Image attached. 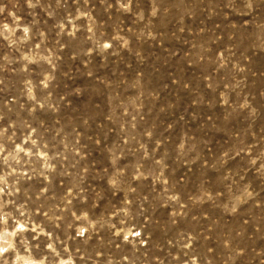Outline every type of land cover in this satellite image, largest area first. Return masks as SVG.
<instances>
[{
	"label": "rangeland",
	"instance_id": "1",
	"mask_svg": "<svg viewBox=\"0 0 264 264\" xmlns=\"http://www.w3.org/2000/svg\"><path fill=\"white\" fill-rule=\"evenodd\" d=\"M128 2L3 0L25 21L18 33L35 19L40 35L20 51L0 36V201L13 200L6 178L21 202L44 189L83 233L69 251L87 237L133 264H264V171L249 166L264 144V50L201 0ZM5 139L48 146L41 169L70 151L54 175L31 176L5 164Z\"/></svg>",
	"mask_w": 264,
	"mask_h": 264
},
{
	"label": "clouds",
	"instance_id": "2",
	"mask_svg": "<svg viewBox=\"0 0 264 264\" xmlns=\"http://www.w3.org/2000/svg\"><path fill=\"white\" fill-rule=\"evenodd\" d=\"M25 4L28 9H33L38 6L39 0L36 4H33L32 0H25ZM120 7L130 11L131 0L126 4L122 3ZM197 7L207 16L217 17L224 21L230 28L231 38L238 43H246L248 48L264 50V0H201ZM15 8L16 5L13 4L12 9ZM152 15H158L155 7ZM138 18L143 19V16ZM232 21L235 23H231ZM24 23L25 21L16 11L9 9L8 5L0 0V36L6 42L5 47L11 45L16 51H20L21 48H26L33 38L39 37L40 34L34 29L35 19L23 28L22 34L18 33L17 29ZM257 144L259 146H252L249 166L264 171V151L260 150L264 144H261L260 141ZM24 147L29 148L30 151L24 152L23 148L17 151L5 139L3 151L8 153L5 164H9L14 169L27 165L31 176L43 175L44 172H47L49 176L54 175L53 168L49 165H62L66 153L70 151L66 149L65 152H56L52 156H46L44 158L45 167L41 169L37 148L48 152V146L28 144ZM252 156L255 159H252ZM73 159H78V157L73 156ZM115 163L114 157L113 164ZM6 177L19 178L13 176L12 173H6ZM45 178L47 179V177ZM9 182V179L6 178L4 190L6 195L13 196V200L0 201V212L3 213L0 215V264H73V261L75 264H89V261H92V264H97L96 257H101L98 264H125L126 260L127 264H133V261L127 257L112 260L104 258L102 248L89 251L83 247L84 244H87V237L78 242L81 244L80 248L69 251L67 247L69 242L75 241L76 236H82L83 233L77 231L75 236L69 234L68 228L73 227L74 224H66L63 221L64 213L57 216V209L53 205L45 203L50 197L45 194L44 189L30 195L25 193L24 202H21L15 199L16 184L12 183L11 188L8 189ZM112 183L114 184L115 180ZM44 187L47 188L48 185ZM76 195L80 196L81 194L77 191ZM37 211L41 215L38 216ZM77 219L82 223L84 221L83 217H77ZM57 220H60L61 223L58 224ZM33 221L37 222L33 224ZM106 223L108 222L106 221ZM98 227H104V225ZM95 230L89 227V234ZM57 233L62 235H57ZM81 251H83V258H81ZM245 251L242 248L237 254L244 255ZM189 264H196V261L190 260Z\"/></svg>",
	"mask_w": 264,
	"mask_h": 264
}]
</instances>
